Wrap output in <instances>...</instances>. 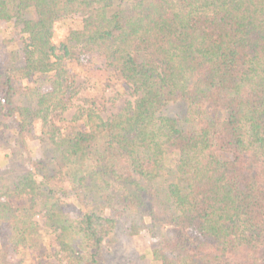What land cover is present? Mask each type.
<instances>
[{
    "label": "trees",
    "instance_id": "obj_1",
    "mask_svg": "<svg viewBox=\"0 0 264 264\" xmlns=\"http://www.w3.org/2000/svg\"><path fill=\"white\" fill-rule=\"evenodd\" d=\"M0 34V264H264V0H0ZM93 53L135 95L106 118Z\"/></svg>",
    "mask_w": 264,
    "mask_h": 264
},
{
    "label": "rangeland",
    "instance_id": "obj_2",
    "mask_svg": "<svg viewBox=\"0 0 264 264\" xmlns=\"http://www.w3.org/2000/svg\"><path fill=\"white\" fill-rule=\"evenodd\" d=\"M71 27L72 23L70 21H57L55 23L54 42L59 43L62 41L67 30ZM69 64L78 96L91 98L103 117L106 118L112 115L118 111L123 104L135 99V95L130 87H128L118 75L108 71L102 55L93 53L79 56V58L71 60ZM74 102L77 101H69V108L66 111H57L52 114L53 123L58 126L63 133L66 132L73 114L74 108L71 103ZM30 144L35 148L36 158H39L40 151L38 141H32ZM81 199V201L86 204L90 201L91 197L82 196ZM68 207L71 209V206ZM98 207L101 209L103 208V203L101 201H98ZM99 208H97V210H100ZM103 213H107V211L104 210ZM118 244H121V250H117L119 257L114 258L115 249H113L115 252L109 255V259L113 263L117 261L125 262L127 255L134 259V261H137V253L141 252L140 249L148 252L150 248L158 244V240L151 238L146 231H142L138 235L131 236L123 241L120 240L117 246ZM26 260L27 264H49L47 259L39 258V256L33 253L29 254ZM138 261L140 264H147L144 263L143 260L140 261L138 259Z\"/></svg>",
    "mask_w": 264,
    "mask_h": 264
}]
</instances>
